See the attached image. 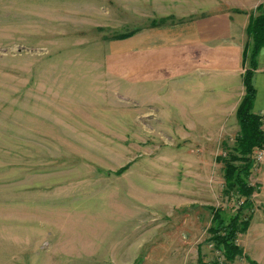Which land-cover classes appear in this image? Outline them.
<instances>
[{"label": "rangeland", "instance_id": "rangeland-1", "mask_svg": "<svg viewBox=\"0 0 264 264\" xmlns=\"http://www.w3.org/2000/svg\"><path fill=\"white\" fill-rule=\"evenodd\" d=\"M109 5L0 0V264L220 257L208 240L211 208L229 219L243 201L225 197L217 160L235 147L236 129L212 135L200 121L192 131L134 98L110 72L131 68V54L117 63L111 44L171 17L134 21L123 2ZM205 125L212 133L217 124ZM253 159L257 189L234 264H264V150Z\"/></svg>", "mask_w": 264, "mask_h": 264}, {"label": "crops", "instance_id": "crops-1", "mask_svg": "<svg viewBox=\"0 0 264 264\" xmlns=\"http://www.w3.org/2000/svg\"><path fill=\"white\" fill-rule=\"evenodd\" d=\"M100 1L106 7L111 1L123 2L134 13V21L139 17L145 21L171 17L168 24L144 28L111 44L110 57L117 63L127 61L131 54V68L116 66L117 72L112 71L114 67L110 72L131 83L134 98L144 104L149 102L148 106L164 108L162 115L169 124H185L196 131L200 121L206 124L212 119L216 129L208 132L210 127L204 124L202 132L213 135L231 125L239 133L236 113L245 95L243 55L249 41L247 27L264 0ZM257 62L254 112L262 114L264 48ZM194 112L202 117L199 123L192 118Z\"/></svg>", "mask_w": 264, "mask_h": 264}, {"label": "trees", "instance_id": "trees-1", "mask_svg": "<svg viewBox=\"0 0 264 264\" xmlns=\"http://www.w3.org/2000/svg\"><path fill=\"white\" fill-rule=\"evenodd\" d=\"M257 14H252L247 27L249 41L246 44L243 55V82L245 95L237 109L236 117L240 131L235 138V147L231 152L226 151V143L223 148L227 157L218 156L217 160L224 164V190L227 200L234 195L238 197L239 204L235 215L225 219L221 210L211 208L212 219L208 229L209 242L220 253V257L212 262H204L199 259V264H234L235 260L243 255V249L239 246L238 236L246 232L250 226L251 218L242 214L244 207H253V195L256 185L249 181V176L254 165V153L264 150V122L263 114L254 112L256 88L254 85L255 72L258 67L257 56L264 48V2L258 8ZM130 36L131 33L120 35L119 38ZM250 264H257L251 261Z\"/></svg>", "mask_w": 264, "mask_h": 264}, {"label": "built area", "instance_id": "built-area-1", "mask_svg": "<svg viewBox=\"0 0 264 264\" xmlns=\"http://www.w3.org/2000/svg\"><path fill=\"white\" fill-rule=\"evenodd\" d=\"M263 115H262V120H263V122H264V112L262 113Z\"/></svg>", "mask_w": 264, "mask_h": 264}]
</instances>
